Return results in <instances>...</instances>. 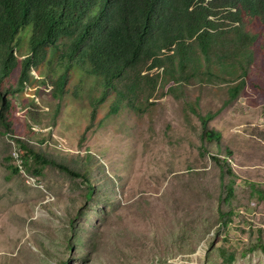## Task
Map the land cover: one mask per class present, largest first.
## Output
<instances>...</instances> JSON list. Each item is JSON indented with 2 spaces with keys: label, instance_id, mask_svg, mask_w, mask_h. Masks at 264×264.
<instances>
[{
  "label": "rangeland",
  "instance_id": "374dc122",
  "mask_svg": "<svg viewBox=\"0 0 264 264\" xmlns=\"http://www.w3.org/2000/svg\"><path fill=\"white\" fill-rule=\"evenodd\" d=\"M148 73L136 109L90 130L82 107L62 103L47 152L96 155L91 199L79 176L22 165L0 125V264H264V73L252 68L260 89L249 81L228 104L226 82L182 86L169 71ZM36 92L35 128L46 133L56 101L46 85ZM196 94L199 112L214 113L210 142L189 108Z\"/></svg>",
  "mask_w": 264,
  "mask_h": 264
},
{
  "label": "trees",
  "instance_id": "16d2710c",
  "mask_svg": "<svg viewBox=\"0 0 264 264\" xmlns=\"http://www.w3.org/2000/svg\"><path fill=\"white\" fill-rule=\"evenodd\" d=\"M252 68L264 73V0H0L3 132L18 146L22 165L38 161L81 177L87 199L93 196L96 155L86 151L75 160L47 152L56 149L52 129L63 102L74 112L84 109V129L90 130L136 109L153 69L169 71L182 86L196 78L214 86L226 82L228 104L249 81L260 89L251 82ZM40 84L50 87L56 101L46 133L35 128L42 124L34 101ZM198 98L189 108L204 126L201 139L210 142L213 131L205 126L214 113H200ZM84 139L80 134L79 147ZM225 189L230 194V183Z\"/></svg>",
  "mask_w": 264,
  "mask_h": 264
}]
</instances>
